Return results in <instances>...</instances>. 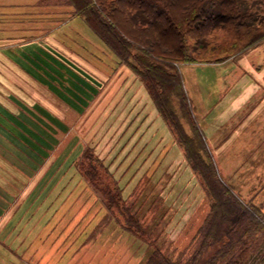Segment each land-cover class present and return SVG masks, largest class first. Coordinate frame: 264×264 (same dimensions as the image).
<instances>
[{
  "label": "rangeland",
  "instance_id": "374dc122",
  "mask_svg": "<svg viewBox=\"0 0 264 264\" xmlns=\"http://www.w3.org/2000/svg\"><path fill=\"white\" fill-rule=\"evenodd\" d=\"M57 1L38 8L39 14L26 8L1 10L0 46L3 32L21 38L45 36L61 24L62 38L88 58H100L117 74L127 101L122 111L131 118L123 123L118 137L101 129L93 137L78 135L73 151L65 153L66 147H59L57 155L65 154L60 161L72 153L70 166L67 163L66 170L52 176V183L41 184L39 194L20 199L13 222L0 218V264H146L153 246L173 256L182 250L189 253L210 211L201 177L188 164L144 82L82 18L68 15L70 8L55 5ZM223 38L219 36L212 45ZM249 50L221 62L176 67L194 124L220 176L244 198L249 210L252 203L264 210L263 95L260 90L242 103L234 99L255 83L253 68L264 65V45ZM207 52L212 58L218 56ZM232 59L238 60L229 62ZM181 120L192 135V124ZM78 131L81 134V128ZM59 138L66 145L75 133ZM0 170L6 182L15 180L12 169ZM8 186L0 184L1 209L6 204L1 196L7 194ZM260 230L251 240L248 264H264V231Z\"/></svg>",
  "mask_w": 264,
  "mask_h": 264
},
{
  "label": "trees",
  "instance_id": "16d2710c",
  "mask_svg": "<svg viewBox=\"0 0 264 264\" xmlns=\"http://www.w3.org/2000/svg\"><path fill=\"white\" fill-rule=\"evenodd\" d=\"M49 1L41 0L36 7ZM55 5L67 6L68 15L82 18L144 82L209 199L210 211L192 251L173 256L153 246L146 264H248L251 240L264 231L259 227H264V210L254 203L249 210L220 176L194 124L176 64L221 62L261 45L264 0H58ZM219 36L224 38L212 45ZM207 50L218 56L212 58ZM181 118L192 124V135Z\"/></svg>",
  "mask_w": 264,
  "mask_h": 264
},
{
  "label": "crops",
  "instance_id": "0c3cea01",
  "mask_svg": "<svg viewBox=\"0 0 264 264\" xmlns=\"http://www.w3.org/2000/svg\"><path fill=\"white\" fill-rule=\"evenodd\" d=\"M0 1L1 13L26 8L33 10L32 14H39L36 10L40 7L36 5L41 0L29 4L25 0ZM60 26L45 36L30 38L2 33L5 35L0 46V169H12L16 180L6 182L7 177L0 170V184L9 185L4 191L7 194L1 196L6 202L0 208L3 220L13 222L20 209V199L39 194L41 184L52 183V176L56 178L66 170L73 155L60 161L65 154L57 155L59 147H66L65 153L73 151V147H78V135L93 137L101 129L105 135L107 131L118 137L123 123L130 117L122 111V104L127 101L117 83V74L107 69L100 58H88L62 38ZM36 29L40 31L41 27ZM252 72L255 83L248 84L234 97L237 103L261 90L260 104H264V65L258 64ZM73 133L75 139L66 145L61 142L60 136Z\"/></svg>",
  "mask_w": 264,
  "mask_h": 264
}]
</instances>
